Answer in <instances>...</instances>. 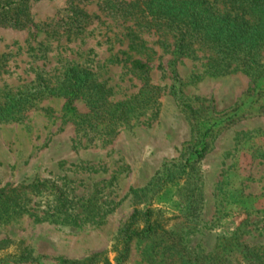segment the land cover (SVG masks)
<instances>
[{
  "label": "rangeland",
  "instance_id": "1",
  "mask_svg": "<svg viewBox=\"0 0 264 264\" xmlns=\"http://www.w3.org/2000/svg\"><path fill=\"white\" fill-rule=\"evenodd\" d=\"M133 1L29 0L23 29L0 26V105L27 103L0 120V259L115 264L131 215L151 209L161 230L123 264H264V49L225 76L143 23L129 49L133 21L116 12ZM75 65L97 69L114 102L145 84L151 102L108 134L78 131L85 103L72 115L63 97L33 96Z\"/></svg>",
  "mask_w": 264,
  "mask_h": 264
},
{
  "label": "trees",
  "instance_id": "2",
  "mask_svg": "<svg viewBox=\"0 0 264 264\" xmlns=\"http://www.w3.org/2000/svg\"><path fill=\"white\" fill-rule=\"evenodd\" d=\"M28 1L0 2V26L23 29L28 22ZM116 13L125 22L133 21V25L127 27L130 35L129 49L139 50L140 42L134 28L138 29L143 23V27L158 32L164 40L172 39L171 54L177 58H194L198 52L206 53L205 69L213 75L225 76L235 72L237 65L260 58L264 49V0H134ZM71 23V26L75 24ZM75 29L82 31L83 26L79 23ZM108 61L120 64L126 60L117 56ZM129 65L132 70L140 72H146L147 69L146 63L136 59L130 61ZM101 77L97 69L94 71L79 65L71 66L61 75L58 84L53 87L43 86V89L39 87L33 96L38 99L44 95L63 97L66 101L65 108L72 115L76 114L74 103L81 100L88 112L76 115L73 119L78 131L89 127L108 134L118 122L131 119L136 105L151 102L149 100L155 88L145 84L134 97L114 102L111 100V87ZM25 104L27 103H22V99L14 103L8 98L0 105V120L20 121L21 117L16 116L24 109ZM40 187L38 184L33 186L34 189ZM158 215L159 210L154 212L151 209L131 215L120 233L121 249L115 258V264H123L126 260L129 243L133 239H145L161 230L162 221L157 220ZM140 218L141 228L136 225ZM95 257L81 264H96ZM0 264L44 263L22 255L13 257L10 261L1 258ZM55 264L77 263L58 260ZM103 264L110 263L106 260Z\"/></svg>",
  "mask_w": 264,
  "mask_h": 264
}]
</instances>
